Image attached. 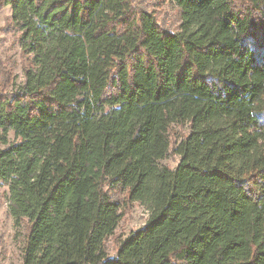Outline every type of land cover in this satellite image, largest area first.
<instances>
[{
  "label": "trees",
  "instance_id": "trees-1",
  "mask_svg": "<svg viewBox=\"0 0 264 264\" xmlns=\"http://www.w3.org/2000/svg\"><path fill=\"white\" fill-rule=\"evenodd\" d=\"M166 3L175 29L135 0H0L23 58L16 89L0 66L22 264H264V0ZM132 203L148 217L110 257Z\"/></svg>",
  "mask_w": 264,
  "mask_h": 264
},
{
  "label": "rangeland",
  "instance_id": "rangeland-1",
  "mask_svg": "<svg viewBox=\"0 0 264 264\" xmlns=\"http://www.w3.org/2000/svg\"><path fill=\"white\" fill-rule=\"evenodd\" d=\"M146 10L154 13L158 20L170 29H175L176 10L166 0H135ZM10 15L9 7L0 10V66L5 68L11 79L16 78L12 89H16L22 81L23 58L16 38L17 34L8 27ZM3 76V75H2ZM0 75V80L3 79ZM11 89V88H10ZM183 129L174 128L175 135ZM178 158L170 153L162 162L163 165L173 169ZM7 189L0 186V264H22V251L25 239L23 227L17 228L13 219L7 213ZM148 217V210L137 203L124 207L122 217L114 235L105 242L108 255L114 256L117 244L131 232L141 228Z\"/></svg>",
  "mask_w": 264,
  "mask_h": 264
}]
</instances>
